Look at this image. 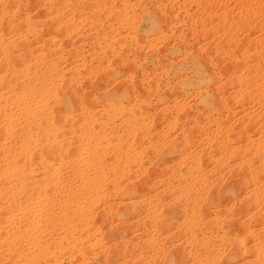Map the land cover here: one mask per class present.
<instances>
[{
    "label": "rangeland",
    "instance_id": "374dc122",
    "mask_svg": "<svg viewBox=\"0 0 264 264\" xmlns=\"http://www.w3.org/2000/svg\"><path fill=\"white\" fill-rule=\"evenodd\" d=\"M0 49V264H264V0H0Z\"/></svg>",
    "mask_w": 264,
    "mask_h": 264
},
{
    "label": "bare ground",
    "instance_id": "6f19581e",
    "mask_svg": "<svg viewBox=\"0 0 264 264\" xmlns=\"http://www.w3.org/2000/svg\"><path fill=\"white\" fill-rule=\"evenodd\" d=\"M144 14H145V13H144ZM152 14H154V13H152V12L149 11V12H147V14H145V15H146L147 17L151 18V17H152ZM163 17H164V16H163ZM159 19H160V18H159ZM163 19H164V18H163ZM153 20H154V19H153ZM161 20H162V19H161ZM164 20H165V19H164ZM164 20H163V21H164ZM156 21H157V20H154V22H156ZM158 22L160 23L161 21H158ZM156 23H157V22H156ZM157 24H158V23H157ZM151 25H152V24H151ZM12 40H13V39H12ZM22 41H23V40H22ZM1 44H2V43H1ZM5 44H6V42H5ZM12 44H13V43H12ZM22 44H24V43H22ZM35 44H36V43H35ZM6 45H7V44H6ZM36 45H37V44H36ZM24 46H25V44H24ZM24 46H23V47H24ZM59 46H60V45H59ZM59 46H58V47H59ZM4 47H5V46H4ZM1 48H2V47H1ZM6 48H7V47H6ZM31 48H32V47H31ZM23 49H24V48H23ZM34 49H35V47H34ZM24 50H25V49H24ZM56 50H57V49H56ZM3 51H4V50H3ZM3 51L0 49V53H2ZM25 52H26V51H25ZM174 52H175V51H174ZM23 53H24V51H23ZM139 53H140V52H139ZM173 54H174V53H173ZM27 55H28V54H27ZM140 55L142 56V54H140ZM13 56H14V55H13ZM53 56H54V55H53ZM56 57H57V56H56ZM56 57H55V58H56ZM118 57H121V56H118ZM166 57H167V56H166ZM5 58H6V57H5ZM168 58H169V57H168ZM10 59H11V58H10ZM13 59H14V58H13ZM13 59H12V60H13ZM27 59H28V58H27ZM7 60H8V59H7ZM12 60H11L10 62H13V63L16 64L17 61H18L19 59H17V61H15V62L12 61ZM14 60H15V59H14ZM56 60H57V58H56ZM2 61H3L4 63H3ZM19 61H20V60H19ZM19 61H18V63H19ZM21 61H22V60H21ZM50 61H51V60H50ZM53 61H55V60H53ZM68 61H69V60H68ZM193 61H194V60H193ZM0 62H1V64L3 63L2 65H4V64H8V65H10L9 67H11V69H12V68L15 69L14 67H12L13 64L6 63V60H3V59H2V60H0ZM7 62H9V61H7ZM45 62H46V61H45ZM186 62H188V61H186ZM191 62H192V60H191L189 63H191ZM70 63H72V62H70ZM73 63H74V62H73ZM76 63H77V62H76ZM180 63H182V62H180ZM195 63H196V62H195ZM199 63H201V62H198V66L195 64L194 67H193V66H192V67H191V66H188L189 64L186 65V66H185V64H181V67H180V68H182V70L185 69V72H187L188 70H189V71L191 70V71H193L194 73H201V72H202L201 70H202L203 67H201V65H200ZM204 63H205V61H204ZM193 64H194V63H192L191 65H193ZM11 65H12V66H11ZM16 65H17V64H16ZM55 65H56V64H55ZM199 65H200V66H199ZM203 65H204V64H203ZM203 65H202V66H203ZM6 66H7V65H5L4 67H6ZM46 66L48 67V65H46ZM1 67L3 68V66H1ZM1 67H0V68H1ZM9 67H8V68H9ZM17 67H18V66H17ZM40 67H41V66H40ZM55 67H56V66H55ZM208 67H209V66H208ZM6 68H7V67H6ZM69 68H70V67H69ZM81 68H82V67H81ZM180 68H179V70H181ZM13 69H12V71H13ZM70 69H71V68H70ZM43 70H44V69H43ZM57 70H58V68H57ZM76 70H77V69H76ZM78 70H79V69H78ZM186 70H187V71H186ZM206 70H207V69H206ZM6 71H7V70H6ZM10 71H11V70H10ZM15 71H16V70H15ZM71 71H72V69H71ZM52 72H53V71H52ZM61 72H62V71H61ZM179 72H180V71H179ZM183 72H184V71H183ZM203 72H205L204 69H203ZM203 72H202V74H203ZM206 72H207V71H206ZM41 73H43V72H41ZM41 73H40V74H41ZM48 73H49V72H48ZM54 73H55V72H54ZM43 74H44V73H43ZM50 74H52V73H50ZM61 74H62V73H61ZM75 74H76V73H75ZM205 74H206V73H204V76H205ZM3 75H4V74H3ZM8 75H9V74H8ZM45 75H46V74H45ZM64 75H65V74H64ZM197 75H198V74H197ZM200 75H201V74H200ZM200 75H199V77H200ZM11 76H12V75H11ZM32 76H33V75H32ZM36 76H37V75H36ZM53 76H55V75H53ZM75 76H76V75H75ZM201 76H202V75H201ZM25 77H26V76H25ZM42 77H43V76H42ZM66 77H67V76H66ZM68 77H69V76H68ZM72 77H73V76H72ZM12 78H13V77H12ZM59 78H60V77H59ZM62 78H63V77H62ZM36 79H37V78H35L34 81L30 80L29 83H30V84H33V83H34L33 86H35V89L37 88L36 90H38V89L41 87V84L39 83V81H38L37 83H35ZM60 79H61V78H60ZM5 80H6V79H5ZM39 80H41V79H39ZM43 80H44V79H43ZM56 80H57V79H56ZM61 80H62V79H61ZM11 81H12V80H11ZM11 81H10V82H11ZM15 81H17V80H15ZM23 81H24V80H23ZM68 81H69V80H68ZM74 81H75V80H74ZM74 81H73V83H74ZM21 82H22V81H21ZM42 82H43V81H42ZM50 82H52V81L50 80ZM50 82H49V83H50ZM1 83H2V82H1ZM6 83H7V82H6ZM16 83H18V82H16ZM16 83H15V84H16ZM38 83L40 84V87H39V84H38ZM21 84H22V83H21ZM43 84H44V86H46V85H45L46 82H44ZM7 85H8V84H7ZM16 85L19 86V84H16ZM48 85H49V84H48ZM3 86H5V84H4ZM18 86H17V87H18ZM52 86H53V85H52ZM54 86H55V85H54ZM61 86H62V85H61ZM70 86H71V85H70ZM101 86H102V85H101ZM10 87H11V86H10ZM71 87H72V86H71ZM71 87H69V90H70ZM74 87H75V86H74ZM121 87H122V86H121ZM3 88H5V87H3ZM47 88H48V87H47ZM50 88L52 89V87H50ZM59 88H60V87H59ZM66 88H67V89H66ZM66 88H65V91H64L65 93L63 92V93H64V96L62 97V95H61L62 100H63V101H62V104H61V105L58 104V105H60V107H58L57 109H55V106H54V108H53L54 111L51 110V112H50V110H48V111L46 110L48 114H50V113H52V112H55V113L57 112L56 114H58V113H63V112L65 111V108H66V107H67V108H68V107L70 108V106H71V107L73 106V105H72V100H71V97H72V96H70L71 93H69V92H72V91H69V90H68V87H66ZM156 88L159 89L160 86H158V87H156ZM161 88H163V87H161ZM161 88H160V89H161ZM10 89H11V88H10ZM28 89H29V88H28ZM32 89H33V88H32ZM35 89H34V90H35ZM42 89H43V88H42ZM63 89H64V88H63ZM76 89H77V88H76ZM126 89H127V90L124 89L125 91H122V90H121V92H123V93L125 92V95H126V92L129 91L128 88H126ZM150 89H151V88H150ZM150 89H149V90H150ZM158 89H155V91L157 92ZM26 90H27V89H26ZM61 90H62V89H61ZM61 90H60V91L58 90V91L60 92V94H61ZM2 91H3V90H2ZM11 91H12V90H11ZM20 91H21V90H20ZM130 91H131V90H130ZM133 91H134V90H133ZM151 91H152V90H151ZM151 91H149V92H150V93H153V91H152V92H151ZM161 91H162V90H161ZM32 92H33V91H30V93H27V94H31V95H32ZM35 92H36V91H35ZM42 92H44V89H43ZM42 92H41V94H42ZM50 92H51V91H50ZM56 92H57V91H56ZM77 92H78V91H77ZM81 92H82V91H81ZM214 92H215V91H214ZM23 93H25V91H24ZM36 93H37V92H36ZM57 93H58V92H57ZM57 93L54 92V96H55V94H57ZM109 93H113V92L109 91ZM145 93H146V92H145ZM157 93H158V92H157ZM209 93H211V92H209ZM218 93H219V92H218ZM5 94H6V93H5ZM39 94H40V92H39ZM39 94H38V95H39ZM44 94H45V93H44ZM60 94H57V96L60 95ZM72 94H73V93H72ZM86 94H87V93H86ZM86 94H85V95H86ZM128 94H129V93H128ZM147 94H148V93H147ZM212 94H213V91H212ZM212 94H211V96H212ZM216 94H217V93H216ZM16 95H17V94H16ZM52 95H53V91H52ZM73 95H74V94H73ZM111 95H112V94H111ZM116 95H117V94H116ZM157 95H158V94H157ZM161 95H162V94H161ZM28 96H29V95H28ZM36 96H37V95H36ZM40 96H41V95H40ZM44 96H45V95H44ZM75 96H76V95H75ZM121 96H122V95H121ZM221 96H222V95H221ZM23 97L25 98L24 95H23ZM55 97H56V96H55ZM58 97H59V96H58ZM61 97H60V98H57V100L59 99V102L61 101V100H60ZM85 97H86V96H85ZM124 97H125V96H124ZM212 97H213V96H212ZM24 98H23V99H24ZM26 98H28V100L30 101V99L33 100L34 97L32 96V98H30V99H29V97H26ZM73 98H75V97H73ZM76 98H77V97H76ZM91 98H92V97H91ZM220 98H221V97H220ZM5 99H6V97H5ZM19 99H20V97H19ZM34 99H35V98H34ZM39 99H40V97H39ZM42 99H44V97H43ZM49 99H50V98H49ZM54 99H55V98H54ZM116 99H118V98H116ZM52 100H53V98H52ZM52 100H51V101H52ZM57 100H56V101H57ZM96 100H97V99H96ZM0 101H1V100H0ZM14 101H15V100H14ZM18 101L20 102V100H18ZM46 101H47V100H46ZM53 101H54V100H53ZM74 101H75V99H74ZM74 101H73V103H74ZM90 101H91V100H90ZM92 101H93V100H92ZM221 101H222V100H221ZM5 102H6V101H5ZM16 102H17V101H16ZM19 102H18V103H19ZM26 102H27V101H26ZM32 102H33V101H32ZM44 102H45V101H44ZM47 102L49 103V101H47ZM79 102H80V101H79ZM12 103H13V102H12ZM18 103H17V104H18ZM22 103H24L23 100H21V102L19 103V105L22 104ZM27 103H28V102H27ZM36 103H37V102H36ZM57 103H58V102H57ZM60 103H61V102H60ZM75 103H76V101H75ZM139 103H140V102H139ZM17 104H16V105H17ZM25 104H26V103H25ZM31 104H32V103H31ZM33 104H34V103H33ZM49 104H50V103H49ZM77 104H79V103L77 102ZM88 104H89V103H88ZM9 105H10V104H9ZM19 105H18V106H19ZM23 105H24V104H22V106H23ZM37 105H38V104H37ZM41 106H42V105H41ZM51 106H52V105H51ZM51 106H50V109H51ZM9 107H10V106H9ZM26 107H27V106L25 105L24 108H26ZM56 107H57V105H56ZM20 108H21V107H20ZM22 108H23V107H22ZM43 108H44V107H43ZM73 108H74V106H73ZM77 108H78V107H77ZM91 108H92V106H91ZM11 109H12V108H11ZM13 109H14V108H13ZM39 109H40V107H39ZM67 110H68V109H67ZM70 110H71V109H70ZM139 110H140V109H139ZM141 110H142V109H141ZM0 111H1V110H0ZM28 111H29V110H28ZM31 111H32V109H31ZM34 111L36 112V110H34ZM42 111H43V110H42ZM42 111H41V112H42ZM8 112H9V111H8ZM131 112H132V111H131ZM140 112H141V111H140ZM1 113H2V112H1ZM47 113H42V114L38 113V114H40V115H38V114H32V115H31L32 118L29 120V123H28V121L26 122L27 124H29L30 127L27 126V128L29 127L30 130H31L32 127H33V129H34V128H35V129H38V128L40 129V135H42L41 133H43V138H42V136H41V137L39 136V137L41 138L42 141H43L44 139L46 140V138H47V136H46L47 132H49V131L53 128V126H55V123H54L53 126H47V123H46V125L44 124V122L46 121V119H45V121H44V116H46L45 114H47ZM55 113H54V114H55ZM64 113H65V112H64ZM11 114H12V113H11ZM25 114H26V113H25ZM27 114H29V113H27ZM48 114H47V115H48ZM52 114H53V113H52ZM15 115H16V114H15ZM29 115H30V114H29ZM29 115H28V116H29ZM43 115H44V116H43ZM59 115H60V114H59ZM73 115H74V114H73ZM137 115H138V114H137ZM3 116H4V115H3ZM23 116H24V114H23ZM31 116H30V117H31ZM50 116H51V115H50ZM60 116H61V115H60ZM135 116H136V115H135ZM153 116H154V115H153ZM157 116H158V115H157ZM4 117H5V116H4ZM42 117H43V118H42ZM46 117H47V116H46ZM64 117H65V116H64ZM64 117L62 118L63 120H60V121L58 122V124L56 123L57 126H55V127H58V126H60V127H65L66 124L63 122V121H65V118H64ZM74 117H75V115H74ZM2 118H3V117H2ZM14 118H15V117H14ZM20 118H21V117H20ZM47 118H48V117H47ZM67 118H68V117H67ZM67 118H66V119H67ZM72 118H73V117H72ZM91 118H92V117H91ZM139 118H140V117H139ZM142 118H143V117H142ZM156 118H157V117H156ZM158 118H159V117H158ZM0 119H1V118H0ZM4 119H5V118H4ZM6 119H7V118H6ZM26 119H27V118H26ZM55 119H56V118H55ZM88 119H89V118H88ZM153 119H154V118H153ZM18 120H19V119H18ZM47 120H48V119H47ZM75 120H76V119H75ZM85 120H86V119H85ZM136 120H138V119H136ZM136 120H135V121H136ZM5 121H6V120H5ZM55 121H56V120H55ZM66 121H69V120L67 119ZM70 121H71V120H70ZM78 121H79V120H78ZM86 121H87V120H86ZM86 121H85V123H86ZM89 121H90V120H89ZM89 121H88V122H89ZM94 121H95V120H94ZM106 121H107V120H106ZM130 121H131V120H130ZM142 121H144V119H143ZM7 122H8V121H7ZM19 122H20V121H19ZM46 122H47V121H46ZM92 122H93V121H92ZM107 122H108V121H107ZM156 122H158V121H156ZM9 123H10V122H9ZM66 123H67V122H66ZM105 123H106V122H105ZM123 123H124V122H123ZM126 123H127V122H126ZM128 123H129V122H128ZM131 123H132V122H131ZM139 123H140V122H138V124H139ZM14 124H15V123H14ZM16 124H17V123H16ZM24 124H25V123H24ZM24 124H23V125H24ZM43 124H44L45 126H43ZM68 124H69V123H67V125H68ZM72 124H73V123H72ZM82 124H83V123H82ZM87 124H89V123H87ZM91 124H92V123H91ZM96 124H97V123H96ZM111 124H112V123H111ZM134 124H135V123H134ZM143 124H144V122H143ZM11 125H12V124H11ZM48 125H49V124H48ZM51 125H52V124H51ZM77 125H79V124H77ZM123 125H125V124H123ZM140 125H141V124H140ZM89 126H90V124H89ZM98 126H99V125H98ZM106 126H107V125H106ZM129 126H130V125H129ZM79 127H80V126H79ZM84 127H85V126H84ZM84 127L82 126L81 128L84 129ZM95 127H97V126H95ZM127 127H128V126H126V128H127ZM139 127H140V126H139ZM139 127L137 126V128H139ZM7 128H8V127H7ZM13 128H14V127H13ZM65 128H66V127H65ZM65 128H64V129H65ZM87 128H88V127H87ZM97 128H98V127H97ZM99 128H100V127H99ZM110 128H111V127H110ZM114 128H115V127H114ZM114 128H113V129H114ZM124 128H125V127H124ZM130 128H131V127H130ZM135 128H136V127H135ZM135 128L133 129L134 131H136ZM140 128H141V127H140ZM55 129H56V128H55ZM79 129H80V128H79ZM83 129H80V130H83ZM85 129H86V127H85ZM131 129H132V128H131ZM23 130H24V129H23ZM52 130H53V129H52ZM52 130H51V131H52ZM58 130H59V129H58ZM80 130H79V131H80ZM87 130H88V129H87ZM102 130H103V129H102ZM127 130H129V129H127ZM127 130H126V132H127ZM24 131H25V130H24ZM51 131H50V132H51ZM66 131H67V130H66ZM68 131H69V130H68ZM96 131H99V130L96 129ZM117 131H118V130H117ZM124 131H125V130H124ZM129 131H130V130H129ZM131 131H132V130H131ZM137 131H140V129L137 130ZM30 132H32V131H30ZM30 132H29V133H30ZM0 133H1V132H0ZM5 133H7V132L5 131ZM5 133H4V134H5ZM21 133H22V132H21ZM56 133H57V132H56ZM56 133H55V134H56ZM61 133H62V132H61ZM64 133H65V132H64ZM64 133H62V134H64ZM85 133H86V132H85ZM98 133H99V132H98ZM98 133H97V134H98ZM101 133H102V132H101ZM129 133H130V132H129ZM139 133H140V132H139ZM143 133H144V132H143ZM22 134H23V133H22ZM49 134H50V133H49ZM82 134H83V133H82ZM93 134H94V133H93ZM19 135H20V134H19ZM58 135H59V133H58ZM58 135H57V136H58ZM78 135H79V134H78ZM99 135H100V133H99ZM128 135H129V134H128ZM55 136H56V135H55ZM60 136H61V135H60ZM86 136H87V135H86ZM130 136H131V133H130ZM11 137H12V136H11ZM22 137H23V136H22ZM48 137H49V136H48ZM65 137H66V136H65ZM67 137H68V136H67ZM67 137H66V138H67ZM58 138H59V137H58ZM85 138H86V137H85ZM87 138H88V137H87ZM14 139L16 140L15 137L12 138V140H14ZM29 139H30V138H29ZM48 139H50V138H47V141H46V142L49 141ZM53 139H54V138H53ZM98 139H99V138H98ZM22 140H23V139H22ZM36 140H37V139H36ZM95 140H96V139H95ZM26 141H27V140H25V143H26ZM28 141H29V140H28ZM30 141H31V140H30ZM30 141H29V142H30ZM39 141H40V140H39ZM14 142H15V141H14ZM29 142H27V143H29ZM60 142H62V141H60ZM63 142H64V141H63ZM67 142H68V141H67ZM81 142H82V141H81ZM15 143H16V142H15ZM25 143H24V144H25ZM43 143H44V142H43ZM48 143H51V142L49 141ZM48 143H47V144H48ZM65 143H66V141H65ZM120 143H121V142H120ZM123 143H124V142H123ZM52 144H53V143H52ZM52 144H51V146H48V147H49V150H50V151H49V150H48V151L51 152V153H52V152L55 153V152L57 151V147L53 146ZM56 144H57V143H56ZM62 144H63V143H62ZM79 144H80V143H79ZM45 145H46V143H45ZM48 145H49V144H48ZM63 145H64V144H63ZM69 145H70V144H68V146H69ZM80 145H81V144H80ZM211 145L213 146V144H211ZM214 145H215V147L217 148V145H216V144H214ZM218 145H219V144H218ZM20 146H21V144H20ZM23 146H24V145H23ZM27 146H28V145H27ZM59 146H60V145H59ZM220 146H221V145H220ZM34 147H35V146H34ZM38 147H39V146H38ZM46 147H47V146H46ZM60 147H61V146H60ZM26 148H27V147H26ZM44 148H45V146H44ZM61 148H62V147H61ZM68 148H69V147H68ZM123 148H124V146H123ZM213 148H214V147H212L211 149H213ZM19 149H21V148H19ZM27 149H28V148H27ZM27 149H26V150H27ZM74 149H75V148H74ZM46 150H47V149H46ZM59 150H60V148H59ZM59 150H58V151H59ZM64 150H66V149H64ZM114 150H115V149H114ZM218 150H219V149H218ZM14 151H15V150H14ZM11 152H12V151H11ZM27 152H28V151H27ZM29 152H30V151H29ZM49 152H48V153H49ZM60 152H61V151H60ZM65 152H66V151H65ZM72 152H73V150H72ZM116 152H117V151H116ZM3 153H4V152H3ZM9 153H10V152H9ZM16 153H17V152H16ZM20 153H21V152H20ZM14 154H15V153H14ZM114 154H115V153H114ZM15 155H16V154H15ZM20 155H21V154H19V156H20ZM51 155H53V154H51ZM55 155H56V154H55ZM6 156H7V155H6ZM9 156H10V155H9ZM17 156H18V155H17ZM19 156H18V157H19ZM30 156H31V155H30ZM42 156H43V155H42ZM56 156H57V155H56ZM56 156H54V157H56ZM96 156H97V155H96ZM43 157H44V156H43ZM105 157H106V156H105ZM4 158H5V156H4ZM95 158H96V157H95ZM97 158H98V157H97ZM11 159H13V158H11ZM46 159H47V158H46ZM46 159H45V160H46ZM105 159H106V158H105ZM45 160H44V161H45ZM2 161H3V160H2ZM11 161H13V160H11ZM11 161H10V163H12V164L9 165L8 168H9L10 166L13 165V162H14V161H13V162H11ZM18 161H19V160H18ZM92 161H93V160H92ZM94 161H95V160H94ZM96 161H97V160H96ZM99 161H100V160H99ZM101 161H102V160H101ZM7 162H8V161H7ZM16 162H17V161H16ZM27 162H28V160H27ZM46 162H47V161H46ZM14 163H15V162H14ZM42 163H43V162H42ZM97 163H99V162L97 161ZM107 163H108V162H107ZM107 163H105V164L107 165ZM4 164H5V163H4ZM7 164H8V163H7ZM34 164H35V163H34ZM101 164H102V163H101ZM27 165H28V164H27ZM94 165H95V164H94ZM94 165H93V166H94ZM96 165H97V164H96ZM1 166H2V165H1ZM13 166H14V165H13ZM28 166H29V165H28ZM30 166H31V165H30ZM33 166H34V165H32V167H33ZM35 166H37V165H35ZM90 166H91V165H90ZM104 166H105V165H104ZM6 167H7V166H6ZM32 167H31V168H32ZM45 167H46V166H45ZM88 167H89V166H88ZM96 167H97V166H96ZM1 168H2V167H1ZM4 168H5V167H4ZM4 168H3V169H4ZM29 168H30V167H29ZM34 168H35V167H34ZM92 168H93V167H92ZM84 169H86V168H84ZM1 170H2V169H1ZM9 170H10V169H8V171H9ZM23 170H26V169H23ZM40 170H41V169H40ZM191 170H192V169H191ZM5 171H6V170H5ZM8 171H7V172H8ZM86 171H87V170H86ZM89 171H90V170H89ZM115 171H116V170H115ZM118 171H119V170H118ZM118 171H116V172H118ZM3 172H4V171H3ZM18 172H19V171H18ZM22 172H23V171H22ZM31 172H32V171H31ZM10 173H11V172H10ZM15 173H16V172H14V174H15ZM19 174H20V173H19ZM19 174H18V175H19ZM24 174H25V173H24ZM24 174H23V175H24ZM55 175H56V174H55ZM55 175H54V176H55ZM200 175H201V174H200ZM7 176H8V175H7ZM19 176H20V175H19ZM21 176H22V175H21ZM29 176H30V175H29ZM0 177H1V176H0ZM6 178H9V177H6ZM56 178H57V176H56ZM0 179L2 180V177H1ZM3 179H4V178H3ZM15 179H16V178H15ZM18 179H20V178H18ZM18 179H17V180H18ZM7 180H8V179H7ZM44 182H45V181H44ZM10 183H11V182H10ZM18 183H19V181H18ZM146 184H147V183H146ZM43 185H44V184H43ZM45 185H46V184H45ZM55 185H56V184H55ZM139 185H140V183H139ZM139 185H138V186H139ZM36 186H37V185H36ZM42 187H43V186H42ZM61 187H62V186H61ZM142 187H143V186H142ZM226 187H227V186H226ZM226 187H225V188H226ZM124 188H125V186H124ZM127 188H128V187H127ZM57 189L59 190V188H57ZM125 189H126V188H125ZM130 189H131V188H130ZM227 189H228V188H227ZM115 190H116V189H115ZM123 191H125V190L123 189ZM224 191L226 192V190H224ZM114 192H115V191H114ZM128 192H129V191H128ZM124 193H125V192H124ZM124 193H123V194H124ZM129 193H130V192H129ZM160 193H161V192H160ZM95 194H96V193H95ZM226 194H227V193H226ZM154 195H155V194H154ZM159 195H160V194H159ZM156 197H157V196H156ZM121 205H122V204H121ZM118 207H119V206H118ZM111 208H112V207H111ZM88 212H89V211H88ZM84 213H85V212H84ZM123 215H124V214H123ZM79 216H80V215H79ZM84 216H85V215H84ZM89 218H91V217L89 216ZM92 218H93V216H92ZM156 218H157V217H156ZM84 219H85V218H84ZM84 219H83V220H84ZM142 219H143V218H142ZM154 220H155V219H154ZM86 222H87V221H86ZM139 222H140V221H139ZM84 224H85V223H84ZM85 225H86V224H85ZM130 225H131V224H130ZM131 226H132V225H131ZM139 226H140V225H139ZM150 242H151V241H150ZM153 242H154V241H153ZM143 243H144V241H143ZM144 244H145V243H144ZM151 244H152V242H151ZM112 247H113V246H112ZM123 248H124V247H123ZM193 248H194V247H193ZM179 249H180V248H179ZM179 249H178V250H179ZM118 251H119V250H118ZM99 252H100V251H99ZM104 252H105V251H104ZM180 252H181V251H180ZM183 252H185V251H183ZM90 253H91V252H90ZM177 253H178V252H177ZM177 253H175V254H177ZM189 253H190V252H189ZM95 254H96V253H95ZM113 254H114V253H113ZM178 254H179V253H178ZM173 259H174V258H173ZM173 261H174V260H173ZM139 262H140V261H139Z\"/></svg>",
    "mask_w": 264,
    "mask_h": 264
}]
</instances>
